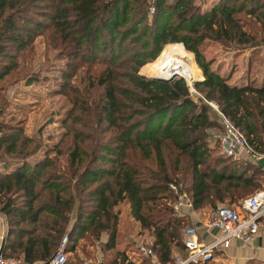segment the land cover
I'll list each match as a JSON object with an SVG mask.
<instances>
[{
	"label": "trees",
	"instance_id": "obj_1",
	"mask_svg": "<svg viewBox=\"0 0 264 264\" xmlns=\"http://www.w3.org/2000/svg\"><path fill=\"white\" fill-rule=\"evenodd\" d=\"M200 4L0 0V81L23 65L19 55L47 31L44 44L66 60L58 92L69 102L58 141L34 160L40 135L0 124V163H19L0 171V214L6 222L3 258L43 264L66 234L64 264H71L67 253L76 254L80 239L114 251L98 264H150L149 257L132 261L129 242L120 238L131 229L121 228L123 204L122 219H131L138 233L145 231L151 238L136 239L149 245L157 264H174L172 247L185 252L178 238L186 223L166 203L173 199L168 183L187 195L192 210L224 200L238 205L262 187L263 171L251 158L209 159L207 138L220 127V117L217 122L211 119L205 100L215 103L252 153H264V78L259 83L254 77L229 82L230 74L211 69L199 47L204 40L234 53L256 47L261 40L238 14L257 19L264 35V0H217L207 11ZM173 43L193 55L201 72V80L193 85L195 100L182 79L150 82L138 72ZM247 58L250 65L251 54ZM81 67L85 70L76 86L71 81ZM150 71L158 73L152 66ZM19 79L23 76L7 85ZM32 80L30 75L25 84ZM239 164L243 169L235 171Z\"/></svg>",
	"mask_w": 264,
	"mask_h": 264
},
{
	"label": "rangeland",
	"instance_id": "obj_2",
	"mask_svg": "<svg viewBox=\"0 0 264 264\" xmlns=\"http://www.w3.org/2000/svg\"><path fill=\"white\" fill-rule=\"evenodd\" d=\"M216 1L217 0H196V2H201L203 4V6H201L202 10L203 7H205L203 11L209 10L211 8V6L209 7V5H211L212 3L214 4ZM238 15L239 17H241L242 21H244L248 25V28L246 29H248L250 33L256 36V40H261L256 47L252 49L243 50L245 52L244 55L247 54L248 56L249 54H251L252 57L250 63L251 69L247 79L254 77L257 83H259L261 79L264 78V35L262 34L263 31L260 30L259 21L254 17H249L242 13H239ZM42 33L43 34L36 36L32 42V45L25 49L19 55L18 60H21L20 64L23 65L18 70L14 71L12 74L0 81V87L4 88L3 90H1L2 88L0 89V124L19 125L24 129L25 134L28 136H35L37 134L40 135L39 137L41 140V147L37 152H35L34 155L31 156L30 160H34L38 157L40 158L46 149L50 148L54 143L58 141L60 134L64 131V128L61 126L60 120L64 116V113L67 108L69 107L67 97L64 94L58 92L61 90V84L64 81L62 79V75L66 68V60L58 57L56 49L50 46H46V44H44V39L42 36H45V34L48 32L44 31ZM169 45L180 44L173 43L163 46L161 51L152 61L145 63L143 66H141V68H139V74L145 76V78L149 79L150 82L151 78L164 79L160 76L159 70L157 68L156 69L158 73L157 75H154V73L150 71V66H152V64L156 60H158L164 49ZM199 49L205 59L213 62L210 64L211 69H215V67L217 66L219 68L218 72L220 74H230L229 81L233 83H243L240 80L243 79L242 77L245 75V63L243 64L241 69H234L237 66L233 61L231 62L230 58L226 59L225 61L223 60L225 52H227L226 55L228 56L234 53L232 49L223 48L217 42L212 40H204ZM9 51H13V49H9ZM185 51L191 55L190 63L194 67L193 71L195 77L192 79V81L195 79H197V81L201 80V72L193 60V55L187 50ZM84 70V67H81L80 70H78L76 75L73 77V81H71V83L73 82V84L76 86L80 84L79 77L82 75ZM30 75H33L34 80L25 84V81H27V77H30ZM20 76H23V79H19V81L14 82V85H10L15 78ZM183 81L186 87L190 86V84H188L185 80ZM8 83L10 84L7 85ZM187 89L190 93V98L192 100H195L196 97L194 98L193 94L198 95L197 90L194 88V86L192 89H189L188 87ZM205 102H207L210 108L209 116L212 120L217 122L218 116L220 117V119L226 120L223 116L220 115L217 106L213 101L205 100ZM38 129L39 132H37ZM207 144L209 147V159H214L216 156H220L218 153L217 145L214 140L211 139V136L207 138ZM59 159H62V157H60ZM246 159L247 158L240 160L242 162ZM243 167L244 166L242 164H239L236 169L234 167V170L239 171L243 169ZM263 183L264 178L262 177V186ZM185 196L187 195L185 194ZM169 202V200H166V203ZM236 202L237 201L229 202L228 200H224L222 202H216V205H233L236 204ZM124 206L123 204L120 206L121 210H123L120 215L122 220V223L120 221L121 228L125 229L127 227L126 229L128 230L130 227L131 229L128 231L129 234H126V232L125 235L124 233H120V238H123L125 240V243L129 242L128 252L130 257L132 258V261H138V258L146 259L147 257H140L136 254L133 238H137V236L138 238L139 236L143 237L146 240H151V238L147 235L145 231H140V233H138L139 229L133 227L134 223L131 221V219L125 217L124 220L122 219L123 215L125 214V209H123ZM211 207L212 206L204 205L201 209L200 217L202 218L203 215L205 216L206 211ZM183 221L186 224L190 223L189 214L185 216ZM178 239L179 241L181 239V229L179 230ZM88 241L91 240L89 239ZM88 241H84L83 239H80L78 241L76 245L78 249V252H76L75 254L76 256L74 254L67 253L68 262H70L71 264H81L84 260L90 259V261L94 264H98L100 260V254L103 257V262H106L111 257H113V250H104L101 248L102 246L99 243L90 244V242ZM80 248L83 252L80 250ZM172 252L173 255L177 256L181 255L182 250H180L179 247L174 246L172 247ZM95 256L98 258V261L96 262ZM81 258L82 260L79 261ZM5 259L19 260V258L17 259L13 257H8ZM146 260L150 264L153 263V260L156 261L155 258H147Z\"/></svg>",
	"mask_w": 264,
	"mask_h": 264
},
{
	"label": "built area",
	"instance_id": "obj_3",
	"mask_svg": "<svg viewBox=\"0 0 264 264\" xmlns=\"http://www.w3.org/2000/svg\"><path fill=\"white\" fill-rule=\"evenodd\" d=\"M152 12L153 5L151 3L148 7V13L151 14ZM211 137L217 145L219 155L232 160L251 158L257 163L259 159L264 157V153H252L242 135L227 120L220 119V127L214 131ZM261 169L264 174V164ZM168 188L173 194L169 206L174 216L185 218L188 212L192 210L189 199L175 184L168 183ZM203 226L205 231L216 230V234H213L209 241L199 240L196 228L191 224H186L181 229L180 241L185 248V254L176 258L174 264H206L213 259L215 251L229 247L231 241L251 246L259 237L260 232L264 231V183L261 188L242 198L238 205L221 204L208 209ZM5 233L6 224L0 214V264H29L2 257L1 246ZM66 242L67 237L64 234L61 236L53 255L43 264H64ZM134 247L140 255L153 257L149 245L135 241ZM81 264L94 263L90 259H86Z\"/></svg>",
	"mask_w": 264,
	"mask_h": 264
},
{
	"label": "crops",
	"instance_id": "obj_4",
	"mask_svg": "<svg viewBox=\"0 0 264 264\" xmlns=\"http://www.w3.org/2000/svg\"><path fill=\"white\" fill-rule=\"evenodd\" d=\"M214 1V0H211ZM213 3L210 6H212ZM203 6V4H201ZM205 7H203L204 10ZM243 52H237V53H232V55H226L227 52H225V55L223 56V60L225 61L226 59L230 58L231 62L233 61L236 64V68L234 69H241V67L245 66V75L242 77L240 81L243 83L246 81L249 73H250V65H248V56L247 54L244 55ZM245 56V59H244ZM213 63L212 61L210 64ZM251 63V62H250ZM215 70L219 71V68L216 66ZM223 74V73H222ZM231 82V81H229ZM212 139V137H211ZM19 165L18 162L12 161L9 163H0V171L1 172H6L10 171L13 168L17 167ZM201 209H196V210H191L188 212L189 214V221L190 224L195 226L196 231H197V238L199 240H204V241H209L212 238V235L216 234V230L212 229L211 231H205L203 223L205 221V216L200 217V212ZM72 221V220H70ZM102 242L104 239H101ZM133 241H138L136 238H133ZM140 241V240H139ZM181 242V241H180ZM182 244V243H181ZM75 252H78L77 246H75ZM120 244L115 243V249H119ZM135 248V247H134ZM136 250V249H135ZM185 254L184 251H182L181 255H174V262L175 259L178 257H182ZM97 255V254H96ZM100 258H103L102 255L100 254ZM151 258V257H149ZM154 258V257H152ZM98 260V258L95 256V261ZM152 264H157L156 261H152ZM264 263V231L260 232L259 237L255 240L251 246L249 245H241L240 243L236 241H231L229 247L225 249H220L214 252L213 259L206 263V264H262Z\"/></svg>",
	"mask_w": 264,
	"mask_h": 264
},
{
	"label": "bare ground",
	"instance_id": "obj_5",
	"mask_svg": "<svg viewBox=\"0 0 264 264\" xmlns=\"http://www.w3.org/2000/svg\"><path fill=\"white\" fill-rule=\"evenodd\" d=\"M190 60L191 55L180 45L167 46L158 60L152 64L153 68H157L160 76L164 78L156 79L169 82L172 78L182 75L186 79V82L190 84L195 77L194 67L191 65Z\"/></svg>",
	"mask_w": 264,
	"mask_h": 264
},
{
	"label": "water",
	"instance_id": "obj_6",
	"mask_svg": "<svg viewBox=\"0 0 264 264\" xmlns=\"http://www.w3.org/2000/svg\"><path fill=\"white\" fill-rule=\"evenodd\" d=\"M176 79H182V80H185L186 81V79L182 76V75H179V77H177V78H172L171 80H170V82H172L173 80H176ZM197 81V79H195V80H193L191 83H190V86H187L189 89H192L193 88V85H194V83ZM193 97L195 98V97H197V95L196 94H193ZM257 164H258V166L261 168L262 167V165L264 164V157H262L261 159H259L258 161H257Z\"/></svg>",
	"mask_w": 264,
	"mask_h": 264
}]
</instances>
